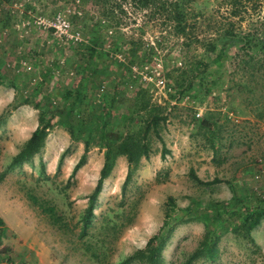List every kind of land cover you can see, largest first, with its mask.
I'll use <instances>...</instances> for the list:
<instances>
[{
	"label": "rangeland",
	"instance_id": "obj_1",
	"mask_svg": "<svg viewBox=\"0 0 264 264\" xmlns=\"http://www.w3.org/2000/svg\"><path fill=\"white\" fill-rule=\"evenodd\" d=\"M178 1L182 33L153 7L113 5V24L109 3L98 0H0V217L12 228H0V264H149L140 251L163 222L171 230L162 264H182L215 225L216 256L195 255L191 264H264V218L252 241L235 230L238 212L264 207V48L256 43L264 41V0H243L238 15L229 14L230 0ZM57 13L80 40L46 26ZM78 83L81 102L67 95ZM39 108L53 114L41 147L9 165ZM155 114L164 117L156 126L164 151L151 130ZM85 127L93 140L70 174ZM123 137L143 141L148 157L123 186L126 159L115 158L80 236L105 146ZM220 201L229 206L217 217Z\"/></svg>",
	"mask_w": 264,
	"mask_h": 264
},
{
	"label": "trees",
	"instance_id": "obj_2",
	"mask_svg": "<svg viewBox=\"0 0 264 264\" xmlns=\"http://www.w3.org/2000/svg\"><path fill=\"white\" fill-rule=\"evenodd\" d=\"M102 1L104 4L109 3V7L105 9V12L109 14V21L113 24L118 23V15L117 13H113L112 8L113 5H116L119 3H124V4H135L138 8H147L153 7V11L150 13L153 14H159L161 17H167L168 19L172 20L173 22L176 23V30L178 32H183L184 31V25H180L181 22L183 21L184 18V12L183 9L180 7V3L178 0H98ZM243 0H230L231 2V10L229 11V14L231 15H238L240 12L238 8H243L241 7ZM253 2V4H256V0H250ZM112 3V4H111ZM240 5V6H239ZM121 10V9H120ZM242 10V9H241ZM238 12V13H236ZM260 18L262 19L260 21V26H263L264 28V15H259L257 14ZM110 23V25H111ZM264 31V30H262ZM224 35L226 36H234L235 33L233 34V31L230 29H224L223 30ZM246 42L249 43L248 39H246ZM259 43V46L264 48V41L261 39L256 40V43ZM96 43V41H95ZM91 52H95L94 49H90ZM92 56V53H90ZM71 89V88H70ZM86 91V88L82 83H78L76 87L72 88L71 91H67V95H73V99L75 101L81 102L83 100V94ZM39 103L35 102L34 106H38ZM105 116L107 117V120H109V112L104 113ZM64 123L67 125H70L71 123V112L66 109L64 111ZM53 118V114H47L43 109H38V114H37V124L33 128V130L30 132L29 136L26 138V140L23 142L19 150L12 156L9 165L13 164H18L21 163L22 161L28 159L30 156H32L34 153H36L39 148L41 147L43 140L45 136L47 135L48 128L51 125V121ZM164 117L159 114H155L152 117V125L151 130L154 133L155 137L161 141L162 148L161 151H164V144L162 142V139L160 135L158 134L156 126H158V121L163 120ZM105 121L102 122V125H100L97 129V132L99 133L98 138L104 139V130L105 126L107 124L106 119ZM86 120H82L80 126H85ZM88 126V125H87ZM97 127V126H96ZM149 128V127H147ZM145 128V129H147ZM70 130V136L74 137V133H72L71 127L69 128ZM93 140V132L89 127H85V133L83 137L84 141V148L76 162L74 163L70 174H73L83 163L85 154L87 152L88 145L90 142ZM106 150L103 155V160L102 164L99 168L98 171V176L96 179V182L89 193L87 195V201H86V206L83 209V213L81 214L80 220H81V229L79 232V235L81 236L85 232L86 226L90 223V220L93 216V208L96 204L97 200V195L101 190V185L103 180L108 176L110 173L113 165H114V160L117 156L123 155L125 156L126 159V173L124 180L122 182V186L130 179L132 173L134 170L137 168L139 164V160L141 157L147 158L148 153H149V147L143 142V141H138L137 139H134V137H123L118 145L113 149L112 146L106 145L105 146ZM64 151L60 153L57 159L56 167L58 168L60 165V162L62 160ZM190 176L195 179L196 181H199L197 176L193 173L192 170L189 171ZM2 177V174H0V179ZM217 178L211 179L210 183L217 182ZM28 198L33 203L38 204V207L47 213L51 219L54 221L58 220V217L55 215L54 209L51 206H44L40 203H37V200L35 197L32 195H27ZM217 206L216 209H214V214L219 217L221 211H226L227 207L229 206L228 201H220L215 203ZM201 218L204 220L207 217V214L202 213L200 215ZM261 218H264V207H260L259 205L255 206L252 210L250 211H245V212H238V219H239V227H237L238 230L239 228L241 229L243 235L250 241L252 239L250 238L249 232L251 229L257 225L260 221ZM2 219L0 218V226L2 225ZM166 222H163V224L158 228L157 232H155L152 236H150L145 243V246L142 251H140V254L149 262V264H162V260L160 258V250L162 246L165 244V241L167 240L169 233H170V227H167L165 231L162 230L163 225H165ZM220 231L218 230V227L215 225L212 229H207L203 233V236L201 240L198 242V251L194 254L188 255L185 260L182 262V264H191L192 260L194 259L195 255L202 254L208 259H212L216 256L217 254V246H216V241L218 239V236L220 235Z\"/></svg>",
	"mask_w": 264,
	"mask_h": 264
},
{
	"label": "built area",
	"instance_id": "obj_3",
	"mask_svg": "<svg viewBox=\"0 0 264 264\" xmlns=\"http://www.w3.org/2000/svg\"><path fill=\"white\" fill-rule=\"evenodd\" d=\"M46 26L54 28L55 33L58 36H66L73 41L81 39L78 31H70V25L67 19H65L59 13H57L50 21H46Z\"/></svg>",
	"mask_w": 264,
	"mask_h": 264
},
{
	"label": "crops",
	"instance_id": "obj_4",
	"mask_svg": "<svg viewBox=\"0 0 264 264\" xmlns=\"http://www.w3.org/2000/svg\"><path fill=\"white\" fill-rule=\"evenodd\" d=\"M17 27H18V26H15V28H17ZM18 29H20V28H18ZM0 218H1V217H0ZM1 219H2V218H1ZM2 222H3V224L0 226V228H2L1 230L8 231L9 228L12 229V228L9 227L6 223H4L3 219H2ZM4 226H5V228H4Z\"/></svg>",
	"mask_w": 264,
	"mask_h": 264
}]
</instances>
